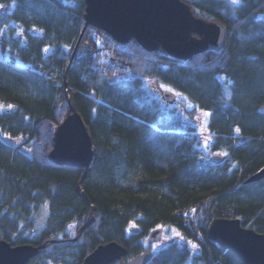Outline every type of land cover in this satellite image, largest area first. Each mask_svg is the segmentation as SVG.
Listing matches in <instances>:
<instances>
[{
  "label": "trees",
  "instance_id": "1",
  "mask_svg": "<svg viewBox=\"0 0 264 264\" xmlns=\"http://www.w3.org/2000/svg\"><path fill=\"white\" fill-rule=\"evenodd\" d=\"M185 3L224 27L220 52L183 62L119 45L84 28L81 0H0V240L45 245L28 264H82L110 242L123 263L241 264L207 241L209 222L264 234V180L245 183L264 167V0ZM68 103L91 139L87 170L48 162ZM205 112L203 149L192 121ZM155 228L179 239L154 250Z\"/></svg>",
  "mask_w": 264,
  "mask_h": 264
},
{
  "label": "water",
  "instance_id": "2",
  "mask_svg": "<svg viewBox=\"0 0 264 264\" xmlns=\"http://www.w3.org/2000/svg\"><path fill=\"white\" fill-rule=\"evenodd\" d=\"M81 1L84 3V28L99 30L119 45L125 46L133 40L147 53L161 51L183 62L206 52H220L224 48V27L218 22L194 16L185 0ZM162 98L172 102L175 96L163 92ZM68 108L69 114L54 129L48 162L87 170L93 158L91 139L80 115L70 103ZM211 159L217 162L222 157L213 154ZM262 180L264 167L247 178L245 183ZM205 235L208 242L219 243L241 264H264V234L243 228L238 219H213L207 225ZM161 237L162 230L155 228L148 233L147 243L153 245ZM44 248L45 245L13 247L0 240V264H28ZM125 255L124 247L110 242L94 249L82 264H146L150 258L144 253L123 263Z\"/></svg>",
  "mask_w": 264,
  "mask_h": 264
},
{
  "label": "rangeland",
  "instance_id": "3",
  "mask_svg": "<svg viewBox=\"0 0 264 264\" xmlns=\"http://www.w3.org/2000/svg\"><path fill=\"white\" fill-rule=\"evenodd\" d=\"M146 85H147L148 90L152 94H155V95L159 96L160 98H162V93L163 92H169V93L173 94L171 91H169L168 89H166L164 87H161V86L157 85L152 80L146 81ZM174 101L173 102H167V103L170 104V105H173ZM206 117L207 116H205L204 114H198L196 116L195 120L192 121V124H194L195 127H196V130H197V133H198V137L201 140V144H202L201 146H202L203 149L206 147V144L208 143L207 142L208 137L206 135L205 128H204ZM214 153L218 154L217 152H214ZM212 154L213 153H211L209 157H211ZM141 176H142L141 173L134 174L131 177V179L129 180L128 185L131 184V182H135V181L139 180L141 178ZM186 214H187V216H189L191 214V210H189V212L187 211ZM44 217H45V214L42 216V218H44ZM177 239H179V236L174 231H171L168 235L162 234V237H161L160 241H158L157 243L153 244V249L154 250L159 249L161 246L169 243L170 241L177 240Z\"/></svg>",
  "mask_w": 264,
  "mask_h": 264
},
{
  "label": "built area",
  "instance_id": "4",
  "mask_svg": "<svg viewBox=\"0 0 264 264\" xmlns=\"http://www.w3.org/2000/svg\"><path fill=\"white\" fill-rule=\"evenodd\" d=\"M187 211H183V217L185 218V221L188 222L189 220H191L194 223V213H195V209L191 210V214L189 216H187Z\"/></svg>",
  "mask_w": 264,
  "mask_h": 264
},
{
  "label": "snow or ice",
  "instance_id": "5",
  "mask_svg": "<svg viewBox=\"0 0 264 264\" xmlns=\"http://www.w3.org/2000/svg\"><path fill=\"white\" fill-rule=\"evenodd\" d=\"M45 51H47V49H45ZM9 107H11V105H9ZM204 115L207 116V115H209V113L205 112ZM237 132H239V129H237ZM220 155H225V154L224 153H220ZM189 243H191V242H189ZM192 247L193 248H196V245L195 244H192Z\"/></svg>",
  "mask_w": 264,
  "mask_h": 264
}]
</instances>
